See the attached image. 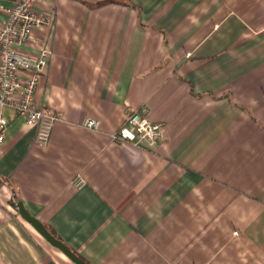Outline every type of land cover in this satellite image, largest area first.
Segmentation results:
<instances>
[{
	"label": "crops",
	"instance_id": "crops-1",
	"mask_svg": "<svg viewBox=\"0 0 264 264\" xmlns=\"http://www.w3.org/2000/svg\"><path fill=\"white\" fill-rule=\"evenodd\" d=\"M39 7L25 51L52 50L36 102L60 119L42 146L3 109L0 264H76L18 201L90 264H264V0ZM134 111L165 124L155 148L112 138Z\"/></svg>",
	"mask_w": 264,
	"mask_h": 264
},
{
	"label": "built area",
	"instance_id": "built-area-1",
	"mask_svg": "<svg viewBox=\"0 0 264 264\" xmlns=\"http://www.w3.org/2000/svg\"><path fill=\"white\" fill-rule=\"evenodd\" d=\"M42 0H18L11 6L3 7L5 18L0 21V144L5 140V128L10 121L4 117L5 107L13 108L36 130V143L48 144L53 127L60 119L50 107L36 102V88L45 74L52 50L41 46L37 55L25 51L34 31L53 25V12L41 11ZM100 121L88 117L83 126L98 129ZM167 132L164 123L150 120L139 111L131 113L121 127L112 135L117 141L129 142L134 146L155 148ZM73 184L80 189L86 184L82 176L73 178Z\"/></svg>",
	"mask_w": 264,
	"mask_h": 264
},
{
	"label": "water",
	"instance_id": "water-1",
	"mask_svg": "<svg viewBox=\"0 0 264 264\" xmlns=\"http://www.w3.org/2000/svg\"><path fill=\"white\" fill-rule=\"evenodd\" d=\"M17 207L23 219L30 222L34 228L37 229V232H39L47 241H49L50 244L59 248L61 252L63 251L66 256H68L76 264H90L82 259V257L78 256V254L74 252V250H72L67 244L63 243L60 238L56 237L51 231H49V228H47L45 223L36 218L35 215H32L28 209H26L22 201L17 202Z\"/></svg>",
	"mask_w": 264,
	"mask_h": 264
}]
</instances>
